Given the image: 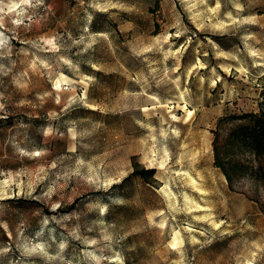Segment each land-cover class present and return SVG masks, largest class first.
Returning a JSON list of instances; mask_svg holds the SVG:
<instances>
[{
  "label": "rangeland",
  "instance_id": "374dc122",
  "mask_svg": "<svg viewBox=\"0 0 264 264\" xmlns=\"http://www.w3.org/2000/svg\"><path fill=\"white\" fill-rule=\"evenodd\" d=\"M262 110L264 0H0V264H264Z\"/></svg>",
  "mask_w": 264,
  "mask_h": 264
},
{
  "label": "trees",
  "instance_id": "16d2710c",
  "mask_svg": "<svg viewBox=\"0 0 264 264\" xmlns=\"http://www.w3.org/2000/svg\"><path fill=\"white\" fill-rule=\"evenodd\" d=\"M214 133L215 165L222 170L230 188H233L236 179L248 175L257 181L264 180L261 163L264 159V110L223 116L219 119ZM245 154L258 161L257 167L243 161ZM132 173L149 182L154 169L136 166Z\"/></svg>",
  "mask_w": 264,
  "mask_h": 264
},
{
  "label": "bare ground",
  "instance_id": "6f19581e",
  "mask_svg": "<svg viewBox=\"0 0 264 264\" xmlns=\"http://www.w3.org/2000/svg\"><path fill=\"white\" fill-rule=\"evenodd\" d=\"M177 233L175 234V236H174V239L171 241L173 244H176L177 243Z\"/></svg>",
  "mask_w": 264,
  "mask_h": 264
}]
</instances>
